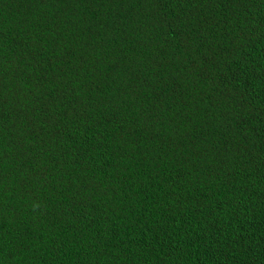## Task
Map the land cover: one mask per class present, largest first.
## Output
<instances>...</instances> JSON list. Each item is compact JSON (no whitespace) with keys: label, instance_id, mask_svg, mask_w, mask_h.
Here are the masks:
<instances>
[{"label":"trees","instance_id":"16d2710c","mask_svg":"<svg viewBox=\"0 0 264 264\" xmlns=\"http://www.w3.org/2000/svg\"><path fill=\"white\" fill-rule=\"evenodd\" d=\"M0 264H264V0H0Z\"/></svg>","mask_w":264,"mask_h":264}]
</instances>
